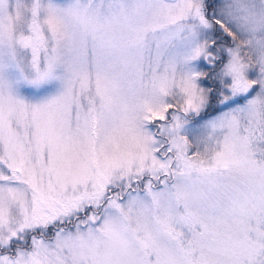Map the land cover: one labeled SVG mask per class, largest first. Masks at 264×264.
<instances>
[{
    "label": "snow or ice",
    "instance_id": "obj_1",
    "mask_svg": "<svg viewBox=\"0 0 264 264\" xmlns=\"http://www.w3.org/2000/svg\"><path fill=\"white\" fill-rule=\"evenodd\" d=\"M0 264H264V0H0Z\"/></svg>",
    "mask_w": 264,
    "mask_h": 264
}]
</instances>
